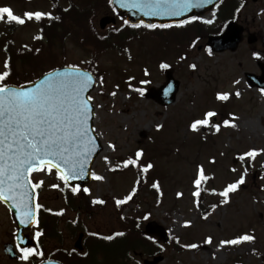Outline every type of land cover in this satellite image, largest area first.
<instances>
[{
    "label": "rangeland",
    "instance_id": "rangeland-1",
    "mask_svg": "<svg viewBox=\"0 0 264 264\" xmlns=\"http://www.w3.org/2000/svg\"><path fill=\"white\" fill-rule=\"evenodd\" d=\"M4 5L11 6L16 15L23 17L28 11L52 12L53 3L50 0H0V6ZM214 15V12L208 13L200 20L213 21ZM103 16L96 22L97 29ZM239 23L246 27V34L236 52L211 51L209 54L206 40H201L188 59L182 60V50L179 52L173 48L174 42L181 39V33L177 36L178 40L165 41L158 39L159 31H142L136 39L118 44L120 48L122 45L121 49L116 48L100 56L99 68L105 81L101 83L99 80L91 96L96 114L94 129L103 151L93 166V172L104 176L105 180L93 178L87 187L89 191L82 193L85 203L97 208L89 211L84 208L85 204H80L77 209L82 213L79 215L69 204L71 188L64 187L55 171L51 175L44 172L32 175L33 182L44 181L43 186L36 189L37 203L43 205V210L48 215H54L57 221L55 226L51 223L52 226L47 228L48 232L58 231L54 241L58 243L57 247L64 246L72 252L78 235L84 233L86 252L90 250L92 256L101 259V254L108 248L97 242L87 247L86 236L104 238L122 232L123 218L135 213L143 220V230L147 223L157 222L163 224L171 236L170 246L159 240L162 249L160 255L164 259L160 264H264V152L254 159H239L250 149H264V93L250 87L247 78L248 74L261 76L253 53H258L264 62V0H247ZM123 26L124 20L118 19L115 29ZM111 31L112 27L100 34L108 36ZM174 31H166L164 36L170 38ZM41 35L40 27L26 20L13 34L14 45L22 50L25 45H34V37ZM249 35L257 36L258 42L247 44ZM4 38L1 32L0 72L5 70L4 63L7 61ZM76 39L74 32L66 42L65 51L58 47L53 50L58 62L64 63L63 66H81L90 57L89 48L76 43ZM162 63L169 65L168 69L181 83L177 102L169 107H163L145 96L151 89L165 84L167 69L160 67ZM193 64L196 65L195 69L190 67ZM44 67L48 69V64ZM145 69L148 75H145ZM137 88L143 89L144 96L134 90ZM237 91L241 93L240 97L234 95ZM112 92L116 95H111ZM217 92H230L233 95L228 101H220L216 98ZM208 110L218 113L212 122L221 123V130L217 133L209 126L192 132L189 127L191 122L203 118V113ZM233 115L237 127L223 126L222 121L231 120ZM157 125L162 127L158 129ZM110 144L116 146L115 150L109 147ZM141 149L144 155L140 164L151 162L154 165L147 174H141L136 167L122 173L110 170L125 159L134 158L135 152ZM105 157H108V161H105ZM200 165H203L205 175L209 177L207 183L201 184L207 205L217 206L207 219H203V213L192 195L197 190L193 181ZM139 174L144 184L135 195V201L117 207L115 200L122 199L132 191ZM241 175H245L244 184L229 194L228 203L221 204L224 197L212 194L211 190L219 193ZM157 181L160 189L158 199H155L151 188L153 182ZM52 185H59V188ZM178 193L183 195L178 196ZM96 199H102L105 203H92ZM3 208L6 207L0 203V264H17L4 261L2 245L7 243L15 225ZM61 210L63 215L57 214ZM146 214L150 215L145 219ZM186 221H191V225L185 227ZM244 234L253 235L255 240L221 247V240ZM209 236L212 237L211 244L205 243ZM189 244H197L198 247H186ZM52 245L53 242L46 244L47 247ZM147 259L152 260L138 252L130 257L128 264H143ZM83 261L81 264H90V261Z\"/></svg>",
    "mask_w": 264,
    "mask_h": 264
},
{
    "label": "snow or ice",
    "instance_id": "snow-or-ice-1",
    "mask_svg": "<svg viewBox=\"0 0 264 264\" xmlns=\"http://www.w3.org/2000/svg\"><path fill=\"white\" fill-rule=\"evenodd\" d=\"M120 8L128 10H136L145 16H180L186 12H190L194 8H203L205 5L212 4L213 0H116ZM67 10V9H66ZM56 19L51 12L35 11L25 12L23 17L16 15L13 8L9 5L0 6V23L7 24H25L26 20L41 21L42 19ZM197 19L196 17L192 18ZM189 21H182L178 27H182ZM205 23H212V20H206ZM127 20L124 24H128ZM146 28H170L171 24H145ZM131 27L139 28L140 24H132ZM35 39H43V36L34 37ZM27 48V45L24 46ZM37 51H39L37 49ZM209 54L211 50L209 49ZM258 57V53H253ZM129 59L131 56L129 55ZM91 63V61H85ZM162 69H168L167 63L160 65ZM190 67L196 68L193 64ZM4 71L0 72V202H11L20 217V223L39 224L37 213L43 205L34 204L35 191L43 186L44 181L39 180L33 182L32 174L34 172H44L51 175L55 169L57 178L63 182L65 188H71L75 194L80 190V186H72L71 181L82 179L88 175L87 167L96 148V137L91 135L92 128L90 120L93 116L94 105L93 97L90 95V89L96 83V78L92 71L81 68L79 65H67L63 71L53 69L43 75V78L37 82H33V86L24 87L14 85L8 82L11 76V66L8 61L4 63ZM145 75H148L145 69ZM103 83V77H100ZM141 83H147L142 81ZM239 83V81H236ZM144 96L143 89H134ZM171 91V86L165 91V95ZM115 96L116 93L112 92ZM233 93L217 92L216 98L220 101H228ZM236 97H240L239 91L235 92ZM218 113L214 110H208L203 113V118L194 119L190 124L192 132H198L200 128L211 127L217 133L221 130V123H213V118ZM236 117L233 115L231 120L222 121L223 126L237 127L234 123ZM162 125H157L160 129ZM113 150L115 145L110 144ZM264 149H250L246 153L239 156L240 160L246 157L255 158ZM143 150H137L133 157H129L122 162L123 168L129 166L136 167L141 174H147L154 167L151 162L143 165L140 160L143 157ZM108 161V157L104 158ZM215 162L214 160L212 161ZM121 168L117 165L111 168L116 171ZM235 171V169H232ZM247 169H245V175ZM92 177L98 181L105 180L102 175L91 173ZM245 175L233 182L229 183L219 193L212 189V194H218L224 197L221 204L229 202L230 193L238 190L239 186L244 184ZM209 177L205 175L203 165L198 166L197 176L193 181L196 191L192 195L196 198L197 207H199V198L201 196V184L207 183ZM140 181H136V185L122 199L115 200L117 207L131 201L136 195L137 186ZM59 188V185H52ZM152 187L159 191V182H153ZM88 192V188L83 189ZM178 196L183 195L178 193ZM94 204L105 203L102 199L93 200ZM216 205L212 208L215 209ZM49 211H51L49 209ZM59 215H63L61 210ZM207 214L203 219H207ZM191 221L185 222V227L190 226ZM43 235L42 231L35 233L36 238ZM93 235H96L93 233ZM122 236L124 233H116ZM19 239V237L17 238ZM111 240L113 236L104 237ZM253 235L244 234L233 239L221 240V247L225 245H239L245 242H253ZM205 243L211 244L212 237L206 238ZM19 247L20 259L28 261L32 256H43L42 251H37L31 247ZM188 248L195 249L197 244L186 245ZM86 255V253H84ZM48 264H57L55 261H49Z\"/></svg>",
    "mask_w": 264,
    "mask_h": 264
},
{
    "label": "trees",
    "instance_id": "trees-1",
    "mask_svg": "<svg viewBox=\"0 0 264 264\" xmlns=\"http://www.w3.org/2000/svg\"><path fill=\"white\" fill-rule=\"evenodd\" d=\"M50 1L53 3L51 13L54 17L58 16L60 19L49 20L45 18L41 21L30 20L40 27V31L44 37V39H36V42L32 46H27V48L22 50L16 49L13 34L16 32L19 24L0 23V31L5 36L4 45L6 48L7 61L11 66V76L8 82L14 85L26 84L36 80L40 76L39 71L44 73L62 65L63 63L58 62V56L53 50L55 47H58L59 50L65 51L67 46L66 42L74 32H76V43L79 42L82 47L86 49L89 48V51H91L90 57L86 60L91 61V63L84 62L82 64L83 68L92 71L99 78L103 77V81H105L103 71L99 68L100 56L107 51L116 50V48L121 49L122 45L120 48L118 44L122 42L137 38L140 35L135 30L137 28L125 25L122 29L112 28L108 36L100 34L101 32L98 31L96 26L98 18L103 15H116L110 0ZM245 3L246 0H223L216 12V22L213 25L207 26L200 21H196L191 29H187L185 33H183L180 40L174 42L175 48L184 50L188 53L195 48L196 43L200 39L205 38L207 34H219L230 20H239L238 13L243 9ZM141 29L146 32L159 31V34L157 33L159 35L158 39L162 38L161 35L163 34L161 28L150 29L143 26ZM115 40H117V42ZM166 41H169V39ZM37 49L39 51H37ZM45 64H48V69L44 67ZM118 165H121V168L113 171L114 173L134 169L132 166L123 168L122 163ZM140 177H142V175L139 174L140 183L137 186L136 194L144 184ZM151 192L156 199L158 191L151 188ZM82 193L83 191H80L78 194L70 193L68 198L70 206L74 208L79 215L82 213V211L79 213L77 209L80 204H85L84 208L89 211L97 208L96 205L85 203ZM134 197L131 202L135 201L136 198ZM199 209L202 211L203 216L206 214L208 216L213 210L212 205H207L205 191L202 187L201 196L199 198ZM149 215L150 214H146L145 219ZM122 223L124 225V230L122 231L124 235L117 236L115 233L112 235L113 239L111 240L104 239L103 237L90 238L86 236L85 240L87 241V247H89L90 243L92 247V245L94 246L92 243L97 242L108 248L101 254V259L92 256L89 250L86 255L70 252V256L62 259V262L64 264H81L84 262V259L85 261H90V264H128L130 257L132 255L136 256L138 252L151 258L162 253L159 241L155 238L147 237L144 234L143 220L139 215L134 213L130 217H124ZM176 245L179 246V243L176 242Z\"/></svg>",
    "mask_w": 264,
    "mask_h": 264
},
{
    "label": "water",
    "instance_id": "water-1",
    "mask_svg": "<svg viewBox=\"0 0 264 264\" xmlns=\"http://www.w3.org/2000/svg\"><path fill=\"white\" fill-rule=\"evenodd\" d=\"M255 2L257 0H254ZM222 0H213L212 4L205 5L203 8H194L190 12H186L180 16H145L143 13L136 11V10H128L124 8H120L118 4L116 3V0H111L112 6L116 9L117 13L119 14L120 17H126L127 21L129 22L130 25L132 24H156V25H161V24H177L181 23L182 21H187L189 19H192L193 17H200L204 16L206 13L213 11L219 4H221ZM117 20L115 17H110L106 16L103 17L99 21V27L102 31H104L108 26L111 25H116ZM243 34H244V28L240 25H238L236 22H231L228 24L227 28L223 32V34L219 36H212L209 38L208 41V46H210L214 52L222 53L225 51H236L237 48L239 47L240 43L243 40ZM257 42V38L252 36L248 39L249 44H254ZM261 71H262V76L257 77L255 75H248L249 78V83L251 86L254 87H259L261 89H264V66L260 65ZM60 71H63L64 68L57 69ZM43 78V77H42ZM40 78V79H42ZM39 79V80H40ZM166 84L160 87L158 90L156 89H151L150 92L146 95L147 98L154 100L158 104L162 106H170L176 102L177 99V94L180 88V83L179 81L175 80L173 77V72L168 70L166 73ZM38 80V81H39ZM37 82V81H36ZM97 85V81L90 89V94L93 92ZM33 86L32 84L25 85L24 87H31ZM171 86V91H168V94L165 95V91L168 89V87ZM94 119H95V109L93 110V116L92 119L90 120V125L92 128L91 135L96 137V148L94 149L93 155L90 159V163L87 167L88 175H86L82 179H77L74 181H71V185H79L80 187H87L91 181H92V167L93 164L96 161V158L99 156V154L102 152L103 147L100 143L99 137L96 135L94 132ZM36 194V193H35ZM36 198V195H35ZM4 203L11 211L13 217L15 218L18 227H19V233L18 235L26 228L32 227L35 222L33 223H26V224H21L20 223V217L17 214L16 209L12 206L11 202H2ZM34 204H35V199H34ZM145 233L149 236H156L160 239H162L165 243L169 242L170 238L168 235V232L166 229L159 225L156 222H150L147 224L145 228ZM82 240H83V235L79 236V239L77 240L75 244V248L82 252L84 250L83 245H82ZM22 243V247H26ZM5 253L11 258L15 259L17 256L13 254V251L6 246L5 248ZM163 261V257H158L155 258L153 261L146 260L144 264H159ZM48 264V262L44 263ZM59 264V263H57Z\"/></svg>",
    "mask_w": 264,
    "mask_h": 264
},
{
    "label": "flooded vegetation",
    "instance_id": "flooded-vegetation-1",
    "mask_svg": "<svg viewBox=\"0 0 264 264\" xmlns=\"http://www.w3.org/2000/svg\"><path fill=\"white\" fill-rule=\"evenodd\" d=\"M3 209L6 212L10 213L7 208H3ZM45 214L47 217L51 216V215H48L46 212H45ZM14 224H15V221H14ZM50 224H51L50 222H46V218H45V225L49 226ZM37 231L38 230L36 228H32L28 231H25L24 233L31 239L32 248L36 249L38 252L42 251L44 253V255L42 257L34 255L28 261L21 260L20 259L21 253H20L19 247L17 246L19 244H18V242L16 244V232H12V235L8 236V241H7V243H3L2 250L4 249V246L6 244L13 245L15 248V252H17V264H41L44 261L51 260L52 259L51 256L53 253L68 255V250L64 246L63 247H61V246L57 247L58 244H56V242L54 243L53 240L44 238L42 235L39 238H36L35 233ZM43 235H44V232H43ZM50 242H53V245L50 247H47L46 244H50ZM4 258H5L4 261L6 263H13L11 260H8L5 256H4ZM39 260H41V261L39 262Z\"/></svg>",
    "mask_w": 264,
    "mask_h": 264
},
{
    "label": "bare ground",
    "instance_id": "bare-ground-1",
    "mask_svg": "<svg viewBox=\"0 0 264 264\" xmlns=\"http://www.w3.org/2000/svg\"><path fill=\"white\" fill-rule=\"evenodd\" d=\"M248 125H250V123Z\"/></svg>",
    "mask_w": 264,
    "mask_h": 264
}]
</instances>
